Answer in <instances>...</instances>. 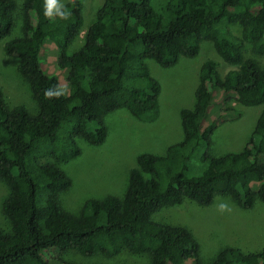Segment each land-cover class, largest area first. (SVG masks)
<instances>
[{
  "label": "trees",
  "instance_id": "1",
  "mask_svg": "<svg viewBox=\"0 0 264 264\" xmlns=\"http://www.w3.org/2000/svg\"><path fill=\"white\" fill-rule=\"evenodd\" d=\"M18 5L0 0V41L15 28ZM82 8L74 0L45 15L47 0H22L23 34L4 44V52L19 59L18 70L30 84L39 112L31 113L25 104L8 105L0 88V181L10 188L3 210L12 224L11 232L0 225V264H51L45 250L57 252L56 257L52 253L59 264H80L64 255L114 257L127 249L149 255L151 264H264V249L245 253L232 246L205 262L190 229L152 218L185 200L208 206L218 195L232 197L245 209L257 197L264 202V0H104L84 44L69 54L84 23ZM58 11L66 15L60 17ZM236 24L241 36L229 30ZM46 38L57 46L61 67L69 69L68 95L41 67ZM208 40L235 68L221 77L216 61L204 62L196 105L181 110L184 139L165 155L141 154L123 196L91 198L77 214L65 210L61 194L72 181L44 159L64 162L79 156L78 139L103 144L108 136L104 118L119 109L154 120L161 85L150 74L147 59L172 67L181 56L196 57ZM213 88L228 100L263 106L240 152L212 153L218 121L204 125V119ZM201 145L208 168L189 177V161Z\"/></svg>",
  "mask_w": 264,
  "mask_h": 264
},
{
  "label": "rangeland",
  "instance_id": "2",
  "mask_svg": "<svg viewBox=\"0 0 264 264\" xmlns=\"http://www.w3.org/2000/svg\"><path fill=\"white\" fill-rule=\"evenodd\" d=\"M16 1L20 7L16 26L10 35L0 41V88L8 105L25 104L31 113L37 114L39 108L30 84L18 70L19 59L4 52L7 41L23 34L22 0ZM69 1L74 0H53L51 9L56 11ZM79 1L83 5L84 23L68 49L69 54L82 47L85 35L104 3V0ZM229 30L233 35L241 36L240 25H232ZM244 48L248 55H252L251 43L246 42ZM209 59L217 62L221 77L235 68L223 60L210 40L202 42L196 57L181 56L172 67H163L154 59H147L150 74L161 85L160 111L154 120H140L127 109H119L104 118L108 136L103 144L92 145L78 139L81 148L79 156L64 162L54 157L44 159L58 165L72 181L71 186L61 194V204L65 210L77 214L91 198H102L110 193L123 196L128 187L130 171L138 166L141 154L165 155L170 145L184 139L181 110L194 109L201 67ZM260 60L264 61V57H260ZM41 67L57 82L61 93L68 95L69 69L61 67L59 50L50 38H46L42 46ZM213 92L214 99L204 119V125L218 121L213 135L212 153L220 156L240 152L248 144L263 106H245L233 97L228 100L227 94L221 90L213 88ZM205 152V146L201 145L191 157L187 176H200L208 168L207 161L203 160ZM9 193V186L0 181V225L6 232L12 231V224L3 210V203ZM152 218L155 222L182 225L190 229L200 243L201 256L205 262L211 261L228 246L238 247L245 253L264 249V202L259 197L249 209L240 207L232 197L224 195H218L208 206L185 200L182 205L162 208ZM52 252L56 257L57 252L54 250H45L44 256L51 264L61 263ZM64 258L80 264H151L149 255L137 254L128 249L114 257L103 254L85 257L72 252L64 255Z\"/></svg>",
  "mask_w": 264,
  "mask_h": 264
},
{
  "label": "clouds",
  "instance_id": "3",
  "mask_svg": "<svg viewBox=\"0 0 264 264\" xmlns=\"http://www.w3.org/2000/svg\"><path fill=\"white\" fill-rule=\"evenodd\" d=\"M53 6V0H47V11L45 12V15H51V8ZM60 17H64L66 13L64 12H59L57 13Z\"/></svg>",
  "mask_w": 264,
  "mask_h": 264
}]
</instances>
